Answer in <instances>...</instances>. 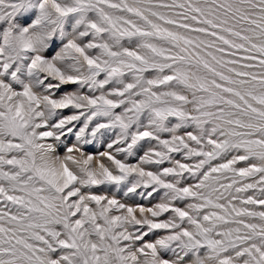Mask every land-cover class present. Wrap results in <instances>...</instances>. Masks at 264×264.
<instances>
[{"label":"snow or ice","instance_id":"obj_1","mask_svg":"<svg viewBox=\"0 0 264 264\" xmlns=\"http://www.w3.org/2000/svg\"><path fill=\"white\" fill-rule=\"evenodd\" d=\"M0 264H264V0H0Z\"/></svg>","mask_w":264,"mask_h":264}]
</instances>
